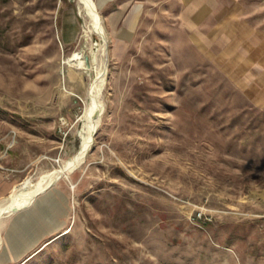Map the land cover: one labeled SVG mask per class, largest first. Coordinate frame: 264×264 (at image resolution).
<instances>
[{"label":"rangeland","instance_id":"rangeland-1","mask_svg":"<svg viewBox=\"0 0 264 264\" xmlns=\"http://www.w3.org/2000/svg\"><path fill=\"white\" fill-rule=\"evenodd\" d=\"M95 3L0 0V264H264V0Z\"/></svg>","mask_w":264,"mask_h":264},{"label":"bare ground","instance_id":"bare-ground-1","mask_svg":"<svg viewBox=\"0 0 264 264\" xmlns=\"http://www.w3.org/2000/svg\"><path fill=\"white\" fill-rule=\"evenodd\" d=\"M75 1L77 3V7H78L77 9L79 10V13H82V15L84 14L89 19L90 33L91 34L95 33L101 40L100 48H99L100 55H106L107 39L105 36V29L102 24L101 17L98 13L95 0H75ZM95 54L96 53L93 50V59H92L93 63H95V57H94ZM66 62L68 65L75 64L78 68H84V69L89 68L86 57L82 56L79 52H75L71 56H69L66 59ZM103 79H104V69L96 70V75L93 81L90 83L86 97L87 106L83 114L84 123L82 124L83 128L81 127L82 134H81L79 149L78 151H76L77 153L73 157L65 161L64 166L62 168L63 172L65 170H74L78 166H80L84 162L86 154L91 148L93 135L95 133L96 128L99 126L100 119L103 113V105L101 104L100 101ZM48 175L49 174L43 175L41 179L36 183L35 187L33 188L32 186L33 188L32 190L15 192L13 194L11 193L12 196L9 198L8 203L3 204L2 202H0V217H2V215L5 213L7 214L14 213L17 210L25 208L30 204H32L33 200L37 197V195L47 190L46 188L48 185L46 183V180ZM54 178L52 179L54 180ZM18 198L21 200H17Z\"/></svg>","mask_w":264,"mask_h":264},{"label":"crops","instance_id":"crops-1","mask_svg":"<svg viewBox=\"0 0 264 264\" xmlns=\"http://www.w3.org/2000/svg\"><path fill=\"white\" fill-rule=\"evenodd\" d=\"M97 2H98V4H99V6H105V5H107L110 1H113V0H96ZM34 210L33 209H31V210H28V211H26L25 213H23V215H25V214H31L32 212H33ZM14 223H16V222H14Z\"/></svg>","mask_w":264,"mask_h":264}]
</instances>
